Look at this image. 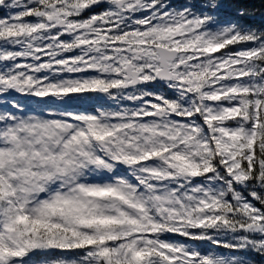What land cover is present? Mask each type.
<instances>
[{"label":"snow or ice","instance_id":"1","mask_svg":"<svg viewBox=\"0 0 264 264\" xmlns=\"http://www.w3.org/2000/svg\"><path fill=\"white\" fill-rule=\"evenodd\" d=\"M0 13V264L264 257L255 0H0Z\"/></svg>","mask_w":264,"mask_h":264},{"label":"trees","instance_id":"2","mask_svg":"<svg viewBox=\"0 0 264 264\" xmlns=\"http://www.w3.org/2000/svg\"><path fill=\"white\" fill-rule=\"evenodd\" d=\"M174 2L179 3V2H182V0H174ZM255 2H256L257 9L264 11V7H262L259 4L258 0H255ZM250 23H253L257 27H264V20L261 19L259 14H257V16L252 21H250ZM250 258L253 259L256 262V264H264V257L253 255Z\"/></svg>","mask_w":264,"mask_h":264}]
</instances>
